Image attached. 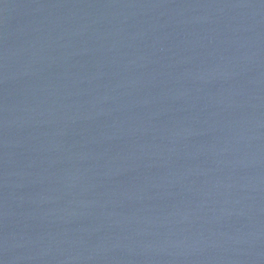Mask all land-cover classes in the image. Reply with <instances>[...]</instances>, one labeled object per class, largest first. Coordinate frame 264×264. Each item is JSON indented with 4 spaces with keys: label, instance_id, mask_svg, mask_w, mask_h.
I'll list each match as a JSON object with an SVG mask.
<instances>
[{
    "label": "water",
    "instance_id": "1",
    "mask_svg": "<svg viewBox=\"0 0 264 264\" xmlns=\"http://www.w3.org/2000/svg\"><path fill=\"white\" fill-rule=\"evenodd\" d=\"M0 264H264V0H0Z\"/></svg>",
    "mask_w": 264,
    "mask_h": 264
}]
</instances>
